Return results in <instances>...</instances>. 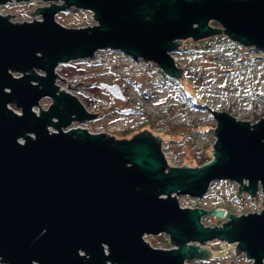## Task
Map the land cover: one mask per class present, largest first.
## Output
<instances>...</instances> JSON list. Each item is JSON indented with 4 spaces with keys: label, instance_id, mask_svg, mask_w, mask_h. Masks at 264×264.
<instances>
[{
    "label": "water",
    "instance_id": "95a60500",
    "mask_svg": "<svg viewBox=\"0 0 264 264\" xmlns=\"http://www.w3.org/2000/svg\"><path fill=\"white\" fill-rule=\"evenodd\" d=\"M42 1L49 5L33 13L43 21L14 22L0 14V262L189 264L212 256L193 243L220 239L236 243L252 264H264V210L230 215L179 201L180 194L201 198L222 180L238 183L240 197L264 193V117L251 124L214 112L212 160L172 167L163 138L148 130L123 140L83 128L65 131L73 121L98 115L56 84L59 64L105 49L154 62L181 81L183 69L172 52L183 40L226 35L264 49V0ZM73 7L91 11L98 24L68 27L57 20L61 10ZM101 85L127 99L121 85ZM45 98L52 104L37 115L33 108ZM208 212L231 220L206 226L202 217ZM161 233L176 248H155L145 240Z\"/></svg>",
    "mask_w": 264,
    "mask_h": 264
},
{
    "label": "rangeland",
    "instance_id": "374dc122",
    "mask_svg": "<svg viewBox=\"0 0 264 264\" xmlns=\"http://www.w3.org/2000/svg\"><path fill=\"white\" fill-rule=\"evenodd\" d=\"M41 5L40 2L13 3L0 6V13L9 14L14 22H24L37 18L33 12ZM91 16L89 10L71 8L61 10L57 20L68 27H82L94 24ZM211 24L221 27L214 21ZM210 39L217 41L208 43ZM236 45L226 35L183 40L179 49L172 52L177 67L183 69L182 81L167 75L154 62L143 61L141 68L129 71L122 61L125 54L113 50H104L98 63L79 60L63 65L60 73L65 78L83 70L89 73L79 96L90 110L98 108L94 112L100 117L87 122L91 129L109 130L110 136L119 140L132 139L148 130L163 138L164 149L173 159L199 167L205 164L201 163L206 156L203 150L211 153L216 143L218 123L214 112L225 111L251 124L264 117V49ZM102 83L121 85L127 99L114 97ZM42 103L46 107L51 100L45 98ZM12 108L19 111L15 106ZM239 190L236 182L214 181L203 197L180 194L179 201L183 207L222 209L230 215L264 210L262 191L253 198L247 193L238 196ZM230 220V216L223 218L213 212L202 217L203 224L211 227L222 226ZM145 240L155 248H176L165 233L147 235ZM193 244L211 250L212 256L197 257L188 261L189 264L253 263L238 250L236 243L218 239Z\"/></svg>",
    "mask_w": 264,
    "mask_h": 264
},
{
    "label": "built area",
    "instance_id": "2783aa9c",
    "mask_svg": "<svg viewBox=\"0 0 264 264\" xmlns=\"http://www.w3.org/2000/svg\"><path fill=\"white\" fill-rule=\"evenodd\" d=\"M13 1V2H12ZM12 1H8L6 4H2L0 6H3V5H12L13 3H35V2H40L42 3V5L40 7H44V6H48L49 3H45L43 2L42 0H29V1H23V2H18L16 0H12ZM39 7V8H40ZM74 8V7H73ZM1 14V13H0ZM4 15V14H2ZM6 15V14H5ZM9 15V14H7ZM37 18H33L32 20H29V21H33V20H39V21H43V15L42 14H36ZM91 18L93 19L94 21V24L93 25H88V26H82V27H92V26H95L98 24V22L94 19V16H93V13H92V16ZM15 22H21V21H15ZM107 50V49H105ZM104 50H100L98 51L95 56L93 58H90V59H80V60H91L93 63H98L99 60L104 56L102 55V52ZM126 58H124L122 61H125L124 62V66L129 70H138V68H141L142 67V62L144 61L143 59H139V60H136L130 56H127L125 55ZM74 61H79V60H72V61H69V62H66V63H61L59 64V66L56 68V72L59 74V78H57V81H56V84L57 86H59V92H66L68 94H71L75 97H77L81 103L84 105V107L90 112V113H93V114H97L98 117L97 119L100 117V114L99 113H96L94 111H97L98 108L94 107L96 110H91L88 108V106L83 102V100L80 98L79 96V93H81L83 91V88H84V85H85V79L89 76V73L88 72H78L77 74H75L74 76H72L71 78H65L64 76L61 75L60 73V70H61V67L63 65H70L72 64ZM38 72L41 74V75H45V72L43 71H40L38 70ZM17 76H19V74H15ZM64 79V80H63ZM44 99H42L40 101V106H35L33 108L34 112L37 114V115H40L41 114V108L42 109H45V110H48L50 105L52 104V100H51V103L48 104V106H44V104L42 103ZM9 108L13 109L12 107L15 106L14 104H9L8 105ZM97 106V105H95ZM16 107V106H15ZM41 107V108H40ZM19 109V108H18ZM14 110V109H13ZM15 112H17L19 115H22V111L19 109V111H16L14 110ZM92 111V112H91ZM56 120V119H55ZM78 128H83V129H86L88 132H90L91 134H106V135H112L109 130H100V131H95L93 129H91L88 125H87V122L85 123H80V122H77V121H73L71 123V125H69L68 127L64 128L65 131H70V130H73V129H78ZM49 130L50 132H57L56 128L52 127V126H49ZM21 142H24L23 140H21ZM163 152L165 154V157H166V160H167V163L169 166H172V167H181V166H184V163L179 160V159H173L172 156H170L164 149V146H163ZM108 253V251H107ZM0 264H9V263H4V262H0Z\"/></svg>",
    "mask_w": 264,
    "mask_h": 264
},
{
    "label": "trees",
    "instance_id": "16d2710c",
    "mask_svg": "<svg viewBox=\"0 0 264 264\" xmlns=\"http://www.w3.org/2000/svg\"><path fill=\"white\" fill-rule=\"evenodd\" d=\"M217 40L216 39H210L209 41H208V43H213V42H216ZM232 43L233 44H237V45H240L239 43H237V42H234V41H232ZM236 45V46H237ZM262 100H263V108H264V94H263V96H262ZM214 148V147H213ZM206 149H208L207 147H206ZM213 150V149H212ZM211 150V151H212ZM203 152H205L206 153V156L201 160V163H206V162H208L209 160H211L212 159V155H211V153H209V152H207V151H205V149L203 150ZM245 193H247V192H245ZM247 195H248V193H247Z\"/></svg>",
    "mask_w": 264,
    "mask_h": 264
},
{
    "label": "flooded vegetation",
    "instance_id": "af4514ba",
    "mask_svg": "<svg viewBox=\"0 0 264 264\" xmlns=\"http://www.w3.org/2000/svg\"><path fill=\"white\" fill-rule=\"evenodd\" d=\"M107 90V89H106ZM122 90H123V92H124V89H123V87H122ZM108 91V90H107ZM110 94H112L110 91H108ZM125 94V93H124ZM113 95V94H112Z\"/></svg>",
    "mask_w": 264,
    "mask_h": 264
}]
</instances>
